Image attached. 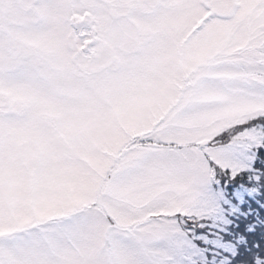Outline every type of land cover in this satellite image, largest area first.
<instances>
[{
	"label": "snow or ice",
	"instance_id": "obj_1",
	"mask_svg": "<svg viewBox=\"0 0 264 264\" xmlns=\"http://www.w3.org/2000/svg\"><path fill=\"white\" fill-rule=\"evenodd\" d=\"M0 264H264V0H0Z\"/></svg>",
	"mask_w": 264,
	"mask_h": 264
}]
</instances>
